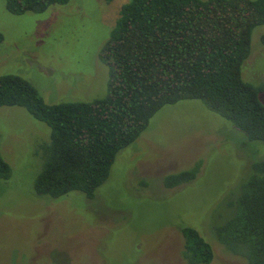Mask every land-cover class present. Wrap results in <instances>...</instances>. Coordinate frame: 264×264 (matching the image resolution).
<instances>
[{
	"label": "rangeland",
	"instance_id": "obj_1",
	"mask_svg": "<svg viewBox=\"0 0 264 264\" xmlns=\"http://www.w3.org/2000/svg\"><path fill=\"white\" fill-rule=\"evenodd\" d=\"M129 0H68L40 13L12 14L0 0V75L29 81L47 103L92 101L106 94L98 52ZM264 25L251 34L242 78L264 82ZM264 103V92L260 94ZM50 127L24 107L0 106V264H186L181 228H196L213 249L209 264H245L217 240L220 208L261 145L198 99L161 107L120 150L93 198L72 191L38 194ZM198 164L196 177L167 187L165 175Z\"/></svg>",
	"mask_w": 264,
	"mask_h": 264
},
{
	"label": "trees",
	"instance_id": "obj_2",
	"mask_svg": "<svg viewBox=\"0 0 264 264\" xmlns=\"http://www.w3.org/2000/svg\"><path fill=\"white\" fill-rule=\"evenodd\" d=\"M67 2L5 0V7L12 14L40 13ZM260 25L264 0H129L98 52L108 72L103 97L51 104L21 76L0 75V106L24 107L50 127L35 192L59 197L78 191L93 198L117 153L140 136L161 107L198 99L249 141L261 143L222 202L220 208L228 213L214 234L245 264H264V82L253 85L241 74L252 31ZM260 40L264 43V33ZM197 169L195 164L169 173L164 183L188 182ZM10 171L0 152V178ZM180 231L186 264H209L211 244L192 226Z\"/></svg>",
	"mask_w": 264,
	"mask_h": 264
}]
</instances>
